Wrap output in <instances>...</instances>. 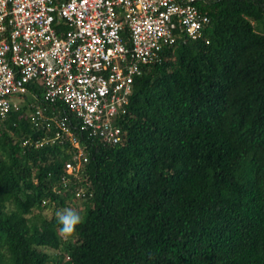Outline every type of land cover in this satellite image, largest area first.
Returning <instances> with one entry per match:
<instances>
[{
	"label": "trees",
	"instance_id": "1",
	"mask_svg": "<svg viewBox=\"0 0 264 264\" xmlns=\"http://www.w3.org/2000/svg\"><path fill=\"white\" fill-rule=\"evenodd\" d=\"M195 4L203 37L142 68L116 118L121 142L75 130L78 177L65 172L70 142L27 105L0 119V264H264V0ZM80 187L71 238L56 218L31 220Z\"/></svg>",
	"mask_w": 264,
	"mask_h": 264
},
{
	"label": "built area",
	"instance_id": "2",
	"mask_svg": "<svg viewBox=\"0 0 264 264\" xmlns=\"http://www.w3.org/2000/svg\"><path fill=\"white\" fill-rule=\"evenodd\" d=\"M198 1L209 0H0V119L27 105L35 126L55 127L52 141L70 142L65 172L77 177L87 156L75 130L121 142L116 118L142 68L177 38L203 37Z\"/></svg>",
	"mask_w": 264,
	"mask_h": 264
},
{
	"label": "rangeland",
	"instance_id": "3",
	"mask_svg": "<svg viewBox=\"0 0 264 264\" xmlns=\"http://www.w3.org/2000/svg\"><path fill=\"white\" fill-rule=\"evenodd\" d=\"M20 96L19 95H13L11 98L13 100H17ZM27 102L31 100L30 96L27 95ZM29 109L27 110V112ZM78 177V176H77ZM84 189L77 188L75 191V196L70 195V197L67 198V204L65 206H60L57 203L50 202L47 203L45 207L40 209L39 211H36L34 215L32 216L31 220L33 222H37L40 217L46 218V219H51V218H56V213L61 212L64 209H73L74 211L78 212L80 215L83 213V201H84V196H83ZM44 251L48 253H54L55 251L49 248H42Z\"/></svg>",
	"mask_w": 264,
	"mask_h": 264
},
{
	"label": "clouds",
	"instance_id": "4",
	"mask_svg": "<svg viewBox=\"0 0 264 264\" xmlns=\"http://www.w3.org/2000/svg\"><path fill=\"white\" fill-rule=\"evenodd\" d=\"M56 216L61 225L58 234L64 240L71 238L76 232L77 226L82 223L81 215L73 209H64L57 212Z\"/></svg>",
	"mask_w": 264,
	"mask_h": 264
}]
</instances>
